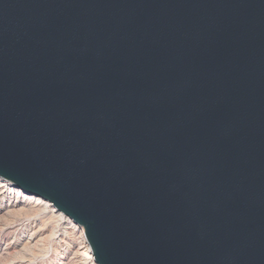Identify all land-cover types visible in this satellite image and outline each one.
Segmentation results:
<instances>
[{
  "label": "water",
  "instance_id": "1",
  "mask_svg": "<svg viewBox=\"0 0 264 264\" xmlns=\"http://www.w3.org/2000/svg\"><path fill=\"white\" fill-rule=\"evenodd\" d=\"M0 177L98 264H264V0H0Z\"/></svg>",
  "mask_w": 264,
  "mask_h": 264
},
{
  "label": "rangeland",
  "instance_id": "2",
  "mask_svg": "<svg viewBox=\"0 0 264 264\" xmlns=\"http://www.w3.org/2000/svg\"><path fill=\"white\" fill-rule=\"evenodd\" d=\"M17 188L0 194V264H91L79 250V228L61 225L54 213L29 199L36 195L22 188L26 195L19 194Z\"/></svg>",
  "mask_w": 264,
  "mask_h": 264
},
{
  "label": "bare ground",
  "instance_id": "3",
  "mask_svg": "<svg viewBox=\"0 0 264 264\" xmlns=\"http://www.w3.org/2000/svg\"><path fill=\"white\" fill-rule=\"evenodd\" d=\"M12 186H15L13 183H11L8 180H5L4 178H0V194L4 193V191L6 189H10ZM17 187V186H16ZM19 188V187H18ZM17 188V193L19 194H25L21 189ZM25 191V190H24ZM26 195V194H25ZM30 200H33L36 203H41L42 207L46 210L49 211L50 213H54L55 216L58 218L59 222L61 225H70L71 227L74 228H79V232L81 235V239H82V244L83 246L81 248H79V250H83L81 252H83V254H85V256H87V260H89V262L91 264H98L95 261L92 249L90 247L89 242L86 239V235H85V229L78 225L75 221H73L71 218L69 219V217L67 218V216H65L64 214H62L61 212H59L49 201H47L46 199H42L40 196L38 197L36 196H32L30 195L29 197ZM53 214V215H54ZM75 222V223H74ZM67 226V227H68ZM80 226V227H79ZM58 227V226H57ZM73 230V229H72ZM78 250V251H79ZM80 252V253H81ZM85 258V257H84Z\"/></svg>",
  "mask_w": 264,
  "mask_h": 264
}]
</instances>
